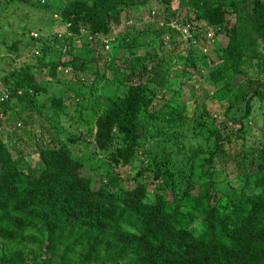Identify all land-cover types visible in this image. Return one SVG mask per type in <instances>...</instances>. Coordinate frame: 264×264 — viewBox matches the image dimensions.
I'll return each instance as SVG.
<instances>
[{
    "label": "trees",
    "instance_id": "16d2710c",
    "mask_svg": "<svg viewBox=\"0 0 264 264\" xmlns=\"http://www.w3.org/2000/svg\"><path fill=\"white\" fill-rule=\"evenodd\" d=\"M156 1L211 51L159 25L151 0H0L32 16L31 44L6 18L0 39V264H264V136L246 143L264 104V0Z\"/></svg>",
    "mask_w": 264,
    "mask_h": 264
},
{
    "label": "rangeland",
    "instance_id": "374dc122",
    "mask_svg": "<svg viewBox=\"0 0 264 264\" xmlns=\"http://www.w3.org/2000/svg\"><path fill=\"white\" fill-rule=\"evenodd\" d=\"M48 2H49V0H48ZM150 4L153 7L151 10H156V8H158V9L161 8V4L159 2H157L156 0H151ZM3 5H4V3L0 2V7H2ZM9 7H10V5L7 8L9 10H7L6 13L0 12V39H2L3 37H6L8 39L7 41L10 43L11 40H13V37H14V36H12V34L9 31H5V29H4V26L6 25V23H5V18H6V20L9 21L8 23L11 24V25H13L15 21L18 22L17 25H16V28H15L16 36H19L21 38L22 42H24L26 44V43H28L27 39H29V33L28 32L23 33V31L21 30L22 27H23L22 21L24 19L23 16H21V13L24 14L25 16H27V19H29L32 16L28 15V14H25V12L20 9L19 5L15 7V9H16L15 11H10L11 9ZM181 16H184V15H181ZM39 18H41V17L36 14V16L34 17L32 22L33 23L37 22L39 20ZM27 23H29V22H27ZM27 23L25 24V26H27ZM62 27H64V26L62 25ZM40 33L44 34V33H46V30L41 29V30L38 31V34H40ZM214 36H215V41H218V42H220V39H222V40L225 39V36L222 33L221 34H216ZM28 44H31V42H29ZM203 50L207 51V48H204ZM105 54L106 53L102 52V57L98 61V65L100 66V71L101 72L105 71V74H107L108 76H111L112 71H107V70L103 69V60H104V57H106ZM213 56H214V58H216V55L214 54V52H213ZM0 64H3V62L0 61ZM175 68L178 71L181 70L180 66H178V65H176ZM64 74H65L64 75L65 78H69V74H67V73H64ZM41 77H44V75L41 74ZM197 84H200V85L202 84V87H204L205 89H208L209 91L212 90L211 86L208 85L207 83H203L202 81H200V82H197L196 85ZM190 88L191 87H189V85H187V84L184 85V91H185V95H186V97L184 96V98L185 99L188 98V99L193 100L194 97L190 95ZM198 100H199V97H198ZM218 100H219V98H216V97L214 99H212V100L210 98L205 99V104H206L207 108H209L210 111L215 112L216 114L218 112H220V111L221 112L223 111V107L221 106V104L219 103ZM222 103L224 104V101ZM91 104L92 103L89 102V105H91ZM258 105H259V109H257ZM255 107H256V110H255L256 113L255 114H257V117L254 119L255 122H252V124L250 125V127L248 129L246 143L247 144L250 143V145H251L256 140V143H254V146H252V147L257 148V147H260L259 140H261L263 138V136H264V133H263L264 132V121H263V119H264V104L261 103V102H256L255 103ZM243 111H244L243 103H241L239 105H235L231 109V111H230L229 115L227 116V118H230L232 115H234L235 119H236L237 117H239L243 113ZM260 111H262L263 116L260 114ZM21 126H22V124H21L20 120H17L16 127L14 128V130L16 132H18L20 130ZM5 133H6V130L4 129V127H1L0 135H2L3 138H5ZM33 134L36 135L37 132L35 131V132H33ZM249 146L245 147V151H250V152H248V155L246 157L247 162H248V160L250 161L251 159H253V161L256 163L258 161L257 152L256 151H251L252 147H249ZM89 150H91L90 146L85 144V143H82L78 148H74V151L77 152L78 155H83V154L86 155ZM11 152L13 154L15 153L13 150ZM248 164L249 163H247V165ZM251 166H253V164ZM218 167H220V166L218 165ZM126 169H127V166L120 167L119 168V172L121 174V178L123 180V184L126 187L131 188V187H133L135 185V182H133L132 179L127 180L125 178L124 174H126L125 173ZM216 170H217V173H218L219 169H216ZM245 171H246V169L244 168V166H242L238 170V173H240V174L242 173L243 174ZM217 177L218 178H222V180L225 182L226 175L224 177L222 174H220V175H217ZM230 180H231L230 182H232V183H238V180L236 178L231 179V177H230ZM147 184L148 185L146 186V189L149 192H156V190H158V188H157L158 187V181H156V180L152 181V179H151ZM166 193H167L166 197L170 198L171 194H170L169 190H166Z\"/></svg>",
    "mask_w": 264,
    "mask_h": 264
},
{
    "label": "clouds",
    "instance_id": "9594fccd",
    "mask_svg": "<svg viewBox=\"0 0 264 264\" xmlns=\"http://www.w3.org/2000/svg\"><path fill=\"white\" fill-rule=\"evenodd\" d=\"M163 14L164 13V8L163 6H161V8L159 9H156V10H151V15L153 16H156V19H157V22L158 24H163V23H167L168 26H170V28H173L175 30H177V32L180 34V38L179 40H181L182 42H186L190 48H197L198 50H200L202 53H206L207 51H211V45L210 43L206 40L204 41V35L201 34V33H197L193 26L190 24V22H188L189 19H187L185 17L186 15V12L185 11H180V15H184V16H181L180 19L178 18H172L170 20H168L167 22H165V20H163ZM224 34L225 36V39L222 40L220 39V44H226L227 42V35L224 33V31H220L219 33L217 34ZM210 34H213V30L212 28L209 29V35ZM167 38V36L165 37ZM215 40V39H214ZM204 48H207V51H204L203 49ZM8 97V90L6 87H2L0 88V100H5L6 98ZM159 183V181H158ZM166 190H169L171 196L170 198L172 197V191L171 189L167 188ZM167 194V193H166ZM170 198H167V199H170Z\"/></svg>",
    "mask_w": 264,
    "mask_h": 264
}]
</instances>
